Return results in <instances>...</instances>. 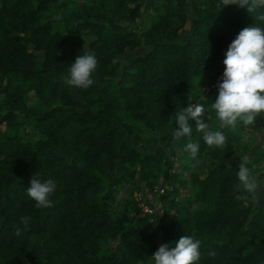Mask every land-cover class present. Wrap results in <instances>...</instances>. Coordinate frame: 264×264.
<instances>
[{
	"label": "trees",
	"instance_id": "trees-1",
	"mask_svg": "<svg viewBox=\"0 0 264 264\" xmlns=\"http://www.w3.org/2000/svg\"><path fill=\"white\" fill-rule=\"evenodd\" d=\"M260 11L222 0H0V264H154L185 235L202 241L198 264H264V117L221 129L225 148H209L192 120L195 167L188 138L173 136L178 110H210L230 43L264 28ZM85 53L98 60L86 90L65 79ZM242 159L259 204L236 189ZM36 173L57 186L51 207L27 196ZM145 187L161 204L157 230L137 196ZM21 216L30 220L17 236Z\"/></svg>",
	"mask_w": 264,
	"mask_h": 264
},
{
	"label": "clouds",
	"instance_id": "clouds-1",
	"mask_svg": "<svg viewBox=\"0 0 264 264\" xmlns=\"http://www.w3.org/2000/svg\"><path fill=\"white\" fill-rule=\"evenodd\" d=\"M223 6L237 5L245 8L249 13H257V10H264V0H222ZM264 21V11H260L255 17ZM66 34V33H65ZM225 65L222 82H219L218 96L211 104L209 111L201 104L190 103L176 112L175 128L173 136L176 140L187 137L188 142L184 146V152L189 159L195 161L192 167L199 163L198 155L200 144L192 139L193 125L195 130L202 135L204 143L209 147L225 148L227 136L221 129H235L239 124L244 126L253 125L258 117H264V28L245 27L230 43L223 60ZM98 60L94 53L78 55L75 62L70 65V76L66 82L70 86L80 89H88L94 84L93 73L97 70ZM211 111L215 113V119L219 121V128L213 130L209 123L205 122V113L211 120ZM250 163L242 159L237 173L239 184L237 190H243L250 195L251 200L259 204V192L262 190L260 181L251 174ZM36 173L26 188L27 196L35 201V207L44 209L52 206L50 197L56 190V184L52 179L42 181L37 178ZM30 217L21 216L20 222L24 229L17 227L15 235H21L29 224ZM175 246L162 244L152 255L154 264H198L201 259L200 239L194 236L185 235ZM212 257L216 256L215 251L209 252Z\"/></svg>",
	"mask_w": 264,
	"mask_h": 264
},
{
	"label": "rangeland",
	"instance_id": "rangeland-1",
	"mask_svg": "<svg viewBox=\"0 0 264 264\" xmlns=\"http://www.w3.org/2000/svg\"><path fill=\"white\" fill-rule=\"evenodd\" d=\"M144 49L145 48H138L137 51H143ZM38 59L40 60L39 57ZM198 89L199 91L203 93H207L210 89V85L205 84V83H200ZM137 196L140 198L141 204L143 205L144 209L145 208L150 209L155 215L156 220H157L155 230H157L158 219L160 216L159 211L161 208V204L157 200V191L151 188L145 187L143 193H137Z\"/></svg>",
	"mask_w": 264,
	"mask_h": 264
},
{
	"label": "built area",
	"instance_id": "built-area-1",
	"mask_svg": "<svg viewBox=\"0 0 264 264\" xmlns=\"http://www.w3.org/2000/svg\"><path fill=\"white\" fill-rule=\"evenodd\" d=\"M222 75H223V74H221V75L218 77V79H217L216 83L220 82V80H221V78H222ZM145 210H149V211H151V210H150V209H148V208H145Z\"/></svg>",
	"mask_w": 264,
	"mask_h": 264
}]
</instances>
